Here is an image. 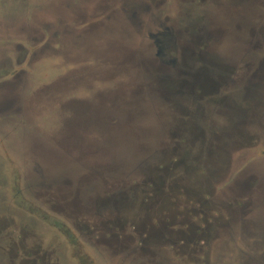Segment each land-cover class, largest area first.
Segmentation results:
<instances>
[{"label":"rangeland","instance_id":"1","mask_svg":"<svg viewBox=\"0 0 264 264\" xmlns=\"http://www.w3.org/2000/svg\"><path fill=\"white\" fill-rule=\"evenodd\" d=\"M68 1L75 2L0 0V89L9 78L8 70L12 66L24 63L23 67L28 70L15 78L22 84L21 91L15 94L17 100L22 99L20 115H9L13 117L10 119L0 116V264H264V41H259L264 32V9L258 2L253 4V0L247 7L236 8L228 14L218 4L220 1L187 7L178 0H162V3L154 0H106V3L103 0V5L98 0H87L86 6L96 3L108 6L110 2L108 17L103 21L114 26L111 31L108 29L106 38L100 27L76 32L68 20L75 16L57 13L58 6ZM155 5H161V12ZM135 7L139 14H133ZM91 12L87 10V16H92L90 22L97 15V11ZM57 17L62 18L59 28ZM123 21L128 22L115 26ZM68 25L67 30L74 32L69 42L76 41V51H72L75 60L70 59L69 48L57 50L61 47L59 39L64 46L67 43L64 38L53 35L57 30H66ZM163 25L169 27L159 36L164 40V54L153 55L144 36L163 30ZM218 27L226 28L223 37L215 35L211 39L212 28ZM187 28L198 29L207 43L211 42L205 54L211 61H222L226 68L235 66V74L228 73V80L217 88L223 93L221 109L205 99L200 100L193 88L183 95L174 94L168 98L169 103L160 100L161 93L153 91L158 84L156 77L160 76L157 71L150 73L147 67L153 59L154 64H162L161 56L167 61L173 58L181 61L180 53L174 49L185 42L182 37ZM43 32L49 38L47 49L32 63H27L26 53L18 52L20 44L38 47L40 43L33 38ZM250 39L251 44L247 45ZM112 44L134 51L138 66L133 68L130 64L124 73L113 68L109 60L115 63L117 56L105 51ZM73 74L76 78L89 77L92 86L81 85L75 90L62 88L57 97L54 86L72 78ZM204 79L208 80L206 75ZM125 80H137L139 93L134 103L126 102L119 109L115 104H108V120L116 126L133 121L140 133L137 139L122 132L103 136V126H100L98 130L87 131L86 137L96 141L102 151L90 153L83 130L103 118L106 110L101 106L86 109L71 125V145L73 149L85 150L83 155L78 151L62 153L53 149L45 154L46 159L30 151L31 137L51 143L55 134L66 129L68 110L61 109L60 103L71 97L95 101L102 89L103 96L115 95L112 83ZM132 96L135 94L129 93L128 100ZM162 108L166 111L158 117L156 112ZM175 116L188 121L189 125H185L189 132L193 127L200 132L213 127L222 129L229 123V129H238L233 123L241 119L253 137L252 141L236 140L235 136L221 138V142L228 138V143L233 142L235 148L218 150V154L211 146L212 149L201 147V142L192 137L182 153L186 161L184 176L205 177L207 181L196 184L209 189L186 181L187 201L199 203L205 209L202 223L208 218V208L218 211L217 218L211 213L212 225L217 229L213 249H198V239L189 237L191 233L182 248L175 247L172 251L162 243L160 247L157 242L145 245L153 239L146 238L143 243L137 237L139 234L132 225V200L124 199L128 210L121 216L115 210L108 214L111 207L117 210L120 206L114 197H121L123 190L124 196L127 195L147 165L158 162V151L163 152L166 147V132ZM125 127L124 130L129 129ZM206 132L212 139L210 132ZM137 142L140 143L135 146ZM87 161H102L105 166H90ZM203 192L206 195L213 192L208 203L199 200ZM75 198L80 211L70 215ZM228 206L234 212L228 213L225 209ZM101 211L103 219L98 217ZM141 242L145 247H139ZM150 251L157 254L155 260V254Z\"/></svg>","mask_w":264,"mask_h":264},{"label":"flooded vegetation","instance_id":"2","mask_svg":"<svg viewBox=\"0 0 264 264\" xmlns=\"http://www.w3.org/2000/svg\"><path fill=\"white\" fill-rule=\"evenodd\" d=\"M156 1V2H155ZM220 1L218 3L221 5L222 9H225V12L231 13L236 8H245L248 5H250L252 0H178V2L183 3L184 6H194L198 5L199 3H209V2H216ZM89 2V1H88ZM107 3V1L105 0ZM135 2V1H134ZM155 3L159 2L162 3V0H154ZM253 4L259 3V6L264 9V0H253ZM79 3V4H77ZM82 3V4H81ZM87 0H75V2H62L64 6L60 5L57 8V13L60 16H64L66 12L68 14L74 15L73 19H68L71 23V26L74 27V30L76 32L81 33L80 31H88L92 30V27L98 28L100 27V32L105 36L108 37V29L111 31L114 23H106L103 21V19L108 17V8L111 7L110 2L108 3V6L104 4V6H98L99 4L103 5V0H98V3L91 4L89 6H86ZM180 3V4H181ZM90 7H93L91 10H89ZM155 9L159 10L161 12V5L156 6ZM228 9V11H227ZM70 10V11H67ZM87 10L97 11L93 18V21H89V18H92L91 15L87 16ZM133 14H139L137 11V8L135 7V11ZM60 17H57L56 22L58 24L56 25L57 28L60 27L61 22ZM128 21H123L121 24L115 25V26H121ZM209 26V25H208ZM66 26L65 29L57 30L53 33V35L56 38H64L66 41V46H64L61 42L62 40L59 39L57 42H59V45H61L60 48H57V50L66 51L67 48L71 50L70 53V59L75 60L74 55L72 51H76L75 45L76 41H70L72 39L71 34H73L72 31H68ZM124 27V26H122ZM212 27V26H211ZM169 27L166 25H163V30H160L158 32L153 31L150 32L148 35H145V40H148L147 45L150 46L151 51L153 52V55H161L164 54V40L162 41L159 36H163L162 33L164 31H168ZM225 27H218V28H212V33H214V36H210L211 39L213 37L215 38V35H220V38L223 37L222 35L225 33ZM155 30H157L155 28ZM262 34L259 37V41H264V32H261ZM254 35H257L256 33ZM32 37H29L28 39H31ZM185 42L183 44H179L175 50V52L180 53L182 59L181 61L173 58L171 60H166L165 58H162L161 56V63L160 65L154 64L151 60L150 65L147 67V70L151 73L153 71H157L159 73L160 77H156L157 79V87L154 86L153 91H156L157 94H160V100L165 101L166 103L169 101L171 96L174 94H184L188 93L189 88H193V91L198 92L200 100H204L210 104L216 106L215 108L221 109L222 107V101H223V93H219V88L222 84H224L230 75L235 74V66H229L226 68V65L222 63V61H218L215 59V63L209 59L207 52L209 51V44L207 43V40L205 37H203L202 33L198 29L193 28H187L184 31V37ZM181 38V39H182ZM49 40L45 33L43 32L42 35L34 36L33 41L39 42L37 45L38 47L29 48L27 46H24V44H20L18 52L21 54L25 52V61L27 63H32L37 55H39L40 52H44L45 49H47L48 44L46 41ZM247 41V40H246ZM251 39L249 40V43H246L247 45L251 44ZM167 44V43H166ZM185 44V45H184ZM261 45V44H260ZM110 47V48H109ZM109 47L105 48L106 52L107 50L113 52L117 56V61L114 63V60H109L112 63L113 68L119 69L120 72L127 70L128 65H133V68L138 66V63L136 61V54L134 51H128L126 50L122 45L117 46L115 45H109ZM20 50V51H19ZM23 51V52H22ZM138 51V50H137ZM166 52V51H165ZM59 53V52H58ZM106 55H104L105 57ZM108 59V56L106 57ZM168 63H167V62ZM171 61V62H170ZM217 61V62H216ZM191 62L194 63V65H190ZM220 62V63H218ZM128 63V64H127ZM127 64V65H126ZM24 63H20L19 66H12L13 69L8 70L10 71L9 78L6 79L5 85H3L2 89H0V116H2L4 119H10L13 117H8L9 115L17 116L20 115L19 108L20 103L22 99L20 98L17 100L15 98V94L21 91L22 84L19 80H16V76H21L24 72L28 71L26 67H23ZM111 66V65H110ZM125 66V67H124ZM189 67H192L191 69ZM75 66L72 67L74 69ZM76 70V69H75ZM74 73V70H72ZM233 73V74H232ZM74 76L67 81L59 82L57 85L54 86V89H57V92H61L62 88H70L71 90H75L76 87H80L81 85L85 87H91L92 85L89 84L91 79L89 77H84V75H81L82 77H77L75 74ZM88 75H92V72ZM206 75V79H204ZM91 77V76H90ZM200 77L202 79L200 80ZM155 78V79H156ZM7 82V83H6ZM103 82V81H102ZM206 82V84H205ZM105 87V86H104ZM113 89H115V95H108L103 96V89L99 92V96L97 95L95 101H87V100H77L74 97H71L67 102L60 103L61 109H67V117L69 122L67 123V127L65 130L62 129V131L55 134L51 139L50 142H46L40 139H37L35 137L33 140L30 141L32 143V146H30V151L41 158H46L47 156L45 154L48 153L50 150H60L62 151H70V152H80L83 153L85 150L82 149H73L74 145H71V125L74 124L77 118L82 117L84 111L86 109L89 110V108H98L103 107L106 110V114L96 120V122H93L90 127L83 130V138L87 145H89L91 152L90 153H97L98 151H102L100 146H98V143L96 141L92 140L91 138H87V131L91 129H100V126H103V136L105 135H117L127 133V135H132L135 139H137V136H140L139 129L136 127V124L134 123H127L121 124L119 126H116V123L109 122L108 118L110 117L108 115V104H115L114 107L116 109H119L123 106V104H126V102H133V99L138 95L139 93V84L137 80H125V81H115L112 83L111 86ZM153 87V86H151ZM204 89H203V88ZM103 88V83H102ZM199 88V89H198ZM196 89V90H195ZM132 93L135 94V96H132V99L128 100V94ZM58 93L57 97H59ZM221 94V95H220ZM169 98V99H168ZM97 99V100H96ZM20 102V103H19ZM68 103V104H67ZM122 103V104H120ZM169 103V102H168ZM122 105V106H121ZM166 111V109H165ZM163 108L159 109L156 112V115L160 117V114L163 112ZM221 113V112H219ZM175 114V113H174ZM103 119V121L101 120ZM123 121H126L124 118ZM232 120V119H230ZM188 124V121L185 118H179L177 116L174 117V123L171 124V127L166 132L167 144L164 147L163 152L158 151L160 153V157L157 160L158 162H153L149 165H147V169L144 171L143 174L137 176V181L133 183L132 191H127V195L124 196V190L121 192V198L120 196L114 197V199H117L116 201H122L121 199L125 200H132L131 203V211L133 213V228L138 232L139 236L145 243L146 238H152L153 241L146 242L153 243L157 242V246L160 247L161 243L168 247L169 251H172V248H181L188 242L187 238L189 234L191 235L189 237H194L195 239H198L197 243L200 245L198 249L204 251L208 248L214 247L213 240L214 237L217 235V229L214 228L212 225V214H215V218H217L218 213L217 209L214 211H211L210 208H208V218H205V223H202L201 220L203 219L205 215V209L200 207L199 203H196V205L190 201H187V197L185 194L186 189V181H189L192 185L196 187H201L202 189H207V187H204L202 185H197L200 181H207L205 177L200 178V176H192L188 177L185 172L186 168V161L183 160L182 153L184 152L185 147L188 146L189 142H191L192 137L195 138V140L201 142V147H208L212 149L213 152L219 153L218 150H226V149H234L233 142L230 144L228 143L227 139L228 136H235L234 138H237L236 140H242L245 138L246 140H253L252 136L248 131L245 129V125H242L241 119L234 122L233 126L236 128H231L230 123L228 126L218 129V127L210 128L209 130H206L210 132L207 134L206 131H196V129L193 127V129L190 132L187 130L186 125ZM125 125L127 127H125ZM242 125V126H241ZM69 126V127H68ZM98 126L99 128H95ZM129 128V129H125ZM229 130L232 132H229ZM63 133V137L60 136L61 132ZM221 132V133H220ZM222 134V135H221ZM227 134V135H226ZM226 141L221 142V138H226ZM239 138V139H238ZM249 138V139H248ZM235 142V141H234ZM238 142V141H236ZM140 142H137L139 144ZM187 145V146H186ZM248 145H251L250 143ZM245 145V146H248ZM211 146V147H210ZM140 147V146H139ZM218 151V152H217ZM45 152V153H44ZM63 153V152H62ZM94 155V154H93ZM102 156H98L96 158ZM154 157V155H153ZM151 158V154L148 155V161L149 163ZM196 160L197 158L194 157ZM98 160V159H97ZM105 161V160H103ZM88 165L93 166H105V164L102 161H96L94 163L88 162ZM197 177V178H196ZM197 183V184H196ZM128 190V189H127ZM126 191V190H125ZM207 192V191H205ZM204 193V196L199 200H206L208 203V200H210V196H212L213 192L206 195ZM74 194V193H73ZM201 197V193L199 194ZM96 202L99 203L96 199ZM119 202V203H120ZM173 202V203H172ZM103 209V202L101 203ZM100 205V206H101ZM170 206H172L170 208ZM230 206V205H229ZM226 207L225 209L228 210V213L234 212V210L230 207ZM72 212L70 215H73L75 213H78L80 210L78 208V202L75 198L72 202ZM128 206L123 203L118 206L117 210L116 207H111L109 209L108 214H113V211L116 212V215L121 216V214L125 213ZM219 210V209H218ZM220 211L224 212V209H221ZM103 211H101L98 215L100 219H103ZM212 213V214H211ZM211 215V216H210ZM189 216V218H187ZM210 216V217H209ZM214 218V219H215ZM188 219V220H187ZM91 220L88 221V225L90 226ZM140 226H143V228H140ZM137 228V229H136ZM141 230V232H139ZM152 236V237H151ZM142 242L140 243L139 247H145V245ZM173 244V245H172ZM202 248V249H201ZM204 249V250H203ZM151 253H154L153 251H150ZM156 259V253H154ZM153 256V257H154ZM205 259V258H204Z\"/></svg>","mask_w":264,"mask_h":264},{"label":"water","instance_id":"3","mask_svg":"<svg viewBox=\"0 0 264 264\" xmlns=\"http://www.w3.org/2000/svg\"><path fill=\"white\" fill-rule=\"evenodd\" d=\"M119 198H121V197H119ZM116 200H117V199H115L114 201H115L116 203H118L119 205H121L122 203H123V205H125V204H124V203H125V202H124V201H125L124 198L121 199V200H122L121 202H120V201L117 202ZM119 202H120V203H119ZM119 207H120V206H119Z\"/></svg>","mask_w":264,"mask_h":264}]
</instances>
